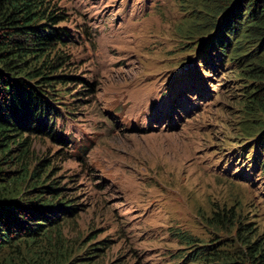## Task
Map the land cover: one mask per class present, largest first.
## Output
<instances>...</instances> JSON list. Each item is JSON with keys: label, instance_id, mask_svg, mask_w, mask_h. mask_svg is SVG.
<instances>
[{"label": "rangeland", "instance_id": "obj_1", "mask_svg": "<svg viewBox=\"0 0 264 264\" xmlns=\"http://www.w3.org/2000/svg\"><path fill=\"white\" fill-rule=\"evenodd\" d=\"M53 1L68 16L61 25L71 40L60 73L76 78L71 92L86 91L54 129L64 143L24 133L31 170L46 160L45 179L76 206L41 243L43 256L63 255L49 264H186L178 232L233 250L238 223L262 238L264 177L252 164L262 130L239 102L250 84L237 66L198 63L222 2ZM188 73L194 93L179 94ZM19 170L16 161L0 165V180ZM29 183L8 188L30 198Z\"/></svg>", "mask_w": 264, "mask_h": 264}, {"label": "trees", "instance_id": "obj_2", "mask_svg": "<svg viewBox=\"0 0 264 264\" xmlns=\"http://www.w3.org/2000/svg\"><path fill=\"white\" fill-rule=\"evenodd\" d=\"M218 1L222 2L218 11L220 20L205 33L209 35L216 30L203 41L198 63L213 71L237 66L236 75L251 87L248 95L242 96L245 99L239 102L244 113L258 117V129L263 131L264 0ZM67 18L53 0H0V165L16 161L20 166L18 176L9 182L5 179L7 174L0 171V175L5 176L0 180V256L3 255L0 264H49L62 257L58 250L43 256L46 244L41 243L44 239L49 242V233H54L76 209L71 199L62 196V189L54 187L58 184L45 179L46 175L39 168L46 160L39 161L31 170L26 162L28 138L24 137L29 131L63 142L54 129L64 114L74 115L70 111L77 107L75 101L81 100L76 97L86 91L71 92L70 85L79 86L70 82L76 78L60 73L67 63L64 49L71 41L67 29L61 25ZM249 46L251 51H246ZM249 53L251 57L243 66L239 65ZM204 71L210 73L206 68ZM191 73L201 80L198 71L193 69ZM234 73L235 69L227 74ZM188 75L181 77L177 93L180 94L181 87L189 95L194 93L188 84L191 74ZM262 131L257 146L252 148L257 152L252 164L253 168H260L264 177ZM14 151L18 152L16 157ZM235 176L243 177L242 174ZM30 181L31 184L25 186L29 187L26 197L30 198L15 196L14 190L8 188L14 187L15 182ZM236 233L239 248L232 250V243L212 242L209 238L178 232L177 238L184 247L177 258L186 264H264V236H253L252 229L241 223Z\"/></svg>", "mask_w": 264, "mask_h": 264}]
</instances>
